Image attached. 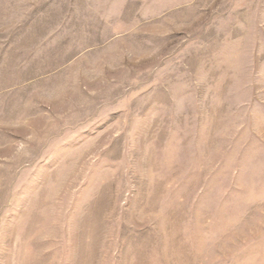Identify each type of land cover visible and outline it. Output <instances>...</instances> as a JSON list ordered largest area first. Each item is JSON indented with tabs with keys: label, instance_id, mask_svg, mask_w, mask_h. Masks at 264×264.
<instances>
[{
	"label": "rangeland",
	"instance_id": "1",
	"mask_svg": "<svg viewBox=\"0 0 264 264\" xmlns=\"http://www.w3.org/2000/svg\"><path fill=\"white\" fill-rule=\"evenodd\" d=\"M0 264H264V0H0Z\"/></svg>",
	"mask_w": 264,
	"mask_h": 264
}]
</instances>
